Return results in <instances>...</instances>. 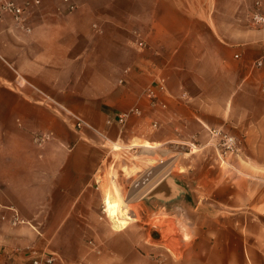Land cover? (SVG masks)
<instances>
[{
	"label": "crops",
	"instance_id": "0c3cea01",
	"mask_svg": "<svg viewBox=\"0 0 264 264\" xmlns=\"http://www.w3.org/2000/svg\"><path fill=\"white\" fill-rule=\"evenodd\" d=\"M12 1L31 3L30 31L0 19V264H31V249L56 254L54 264H89L95 179L119 151L209 142V129L223 128L264 159V68L254 65L264 29L249 23L258 0H70L74 10ZM135 108L141 115L124 126L107 125ZM70 113L89 127L77 129ZM258 190L223 201L240 218L238 243L210 247L207 264H264ZM162 192L177 194L168 184ZM15 214L27 223L12 226Z\"/></svg>",
	"mask_w": 264,
	"mask_h": 264
},
{
	"label": "rangeland",
	"instance_id": "374dc122",
	"mask_svg": "<svg viewBox=\"0 0 264 264\" xmlns=\"http://www.w3.org/2000/svg\"><path fill=\"white\" fill-rule=\"evenodd\" d=\"M232 134L239 150L226 156L219 153L217 142L196 139L155 150L127 151L126 155L119 151L118 163L103 178L102 200L94 212V235L82 240L87 250L83 263L207 264L210 247L225 240L237 246L240 218L222 203L231 196L240 199L242 192L249 196L256 189L264 192V173L257 169L264 166V159L252 157L256 144H247L239 134ZM170 166L169 175L145 198L123 208L124 216L117 214L116 208L110 210V199H120L117 187L125 199L140 195ZM167 184L173 185L177 194L162 192ZM245 184L247 189L236 191ZM129 215L134 218L122 229L118 217L122 220ZM91 242L100 253L93 251Z\"/></svg>",
	"mask_w": 264,
	"mask_h": 264
},
{
	"label": "built area",
	"instance_id": "2783aa9c",
	"mask_svg": "<svg viewBox=\"0 0 264 264\" xmlns=\"http://www.w3.org/2000/svg\"><path fill=\"white\" fill-rule=\"evenodd\" d=\"M69 4V9L74 10L76 8L75 5L71 4L70 0H64ZM38 3V2H37ZM31 7V3L27 2L24 5H18L12 0H0V19H3L6 15H10L21 29H24L26 31H30L29 28L25 26L26 21V12ZM249 23L256 28L264 29V0H258L254 6L252 7L250 14H249ZM255 68H264V53L262 56L255 62ZM147 96L151 101L152 105L158 104V96L156 95L155 91L153 89L147 90ZM71 117L75 120L74 124L77 129H82L84 127H89V125L80 117L70 113ZM141 111L140 109H131L128 112L122 113L117 115L114 118H110L107 121V125L111 126L113 123H118L119 125L124 126L130 117L132 116H140ZM212 141L217 142L216 146L218 148L219 153H221V156H226L229 154H234L239 149L237 147V138L227 132L223 128H211L209 129ZM35 141L42 143L45 140L48 139L47 135H36ZM161 163H164L162 160ZM105 172H100L96 179L95 184L98 187H101L103 183V178L105 177ZM99 190H101L99 188ZM103 211L104 213H107V208L105 207V202L103 201ZM27 222L20 218L18 214H15L11 224L12 226H19V225H25ZM93 245V251H96L97 253H100L101 251L98 249V246L94 244V242H91ZM31 264H54L57 260V255L45 251V250H39V249H31Z\"/></svg>",
	"mask_w": 264,
	"mask_h": 264
},
{
	"label": "bare ground",
	"instance_id": "6f19581e",
	"mask_svg": "<svg viewBox=\"0 0 264 264\" xmlns=\"http://www.w3.org/2000/svg\"><path fill=\"white\" fill-rule=\"evenodd\" d=\"M172 168L171 166L168 167L165 171L164 174H162L149 188H147L145 191H143L140 195L137 196H133L131 198L125 199L121 193L120 188H117V194L119 195L120 199L117 198H111V202H110V210L113 211L115 208L117 209V214L118 213H122L123 212V208L129 206V203L135 201V200H139V199H143L147 196V194L154 189L158 184H160L162 182V180L169 175V173L171 172ZM120 200V201H119ZM121 202V203H120ZM110 212V211H109ZM122 216H124V213H122ZM120 217H118L117 222L122 226V229L126 228L129 224L130 221L134 218L133 216L129 215L127 216L125 219H119Z\"/></svg>",
	"mask_w": 264,
	"mask_h": 264
}]
</instances>
